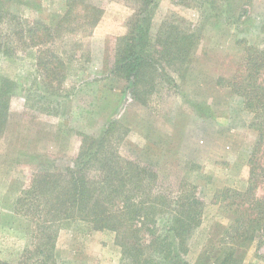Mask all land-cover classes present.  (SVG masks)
<instances>
[{"label":"rangeland","instance_id":"rangeland-1","mask_svg":"<svg viewBox=\"0 0 264 264\" xmlns=\"http://www.w3.org/2000/svg\"><path fill=\"white\" fill-rule=\"evenodd\" d=\"M70 2L72 20L59 37V51L69 54L61 82L41 74L36 50L18 49L13 57L0 53V87L9 79L15 83L5 95L7 120L0 123V262L25 264L27 250L35 246L37 215L28 205L16 204L34 172L72 166L81 134L98 137L111 119H120L130 128L118 147L124 158L153 161L162 188L169 192L182 180L198 185L206 207L201 226L189 236L186 259L194 263L210 234L217 239L220 225L228 222L229 214L214 195L226 187L248 186L257 140L251 126L255 114L216 80L236 71L243 53L238 39H264V0H157L151 8L154 34L170 20L198 33L200 40L193 60L177 66L180 72L168 68L176 86L155 95L148 107L130 92L122 95L123 82L109 74L117 38L128 31L141 0H2V5L22 19L55 26ZM87 4L103 10L95 25L87 21L92 19ZM258 168L257 193L264 195V146ZM243 245L238 250L241 264H264V236ZM122 259L115 231L96 230L81 220L59 226L57 264H126Z\"/></svg>","mask_w":264,"mask_h":264},{"label":"trees","instance_id":"trees-1","mask_svg":"<svg viewBox=\"0 0 264 264\" xmlns=\"http://www.w3.org/2000/svg\"><path fill=\"white\" fill-rule=\"evenodd\" d=\"M156 2L141 0L128 21V31L117 38L109 70L110 77L123 82L122 95L130 92L132 99L145 107L165 88L176 86L170 70L178 73L177 66L189 64L200 40L198 33L170 20L163 21L154 34L151 8ZM85 7L92 11L89 24H97L103 10L93 4ZM72 11L70 2L58 23L51 26L18 17L0 0V53L13 57L18 49L36 50L34 58L41 74L49 81L61 82L69 54L59 51V37L67 30ZM237 45L243 53L236 71L230 78L219 76L216 85H227L244 99L245 107L255 114L251 126L257 131V140L249 159L247 188L226 187L214 195L215 203L229 214L228 222L220 225L222 233L217 239L210 234L197 260L191 263L186 256L189 236L201 226L205 215L206 202L198 185L182 180L176 191L163 189L153 161L120 154L118 147L130 128L120 119H111L98 137L81 134L72 166L36 170L30 187L17 198L16 204L28 205L37 215L35 246L27 250L25 264H57L59 226L69 220L115 231L126 264H241L239 248L264 236V195L257 193L258 153L264 146V39L253 43L244 37ZM181 75L184 78V73ZM2 84L1 124L7 120L9 108L5 95L15 83L9 79Z\"/></svg>","mask_w":264,"mask_h":264}]
</instances>
